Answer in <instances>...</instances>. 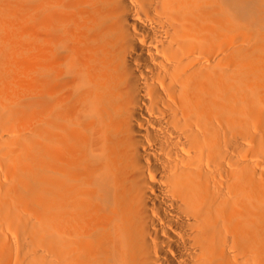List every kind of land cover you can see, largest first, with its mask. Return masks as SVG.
<instances>
[{"label": "bare ground", "instance_id": "1", "mask_svg": "<svg viewBox=\"0 0 264 264\" xmlns=\"http://www.w3.org/2000/svg\"><path fill=\"white\" fill-rule=\"evenodd\" d=\"M0 264H264V0H0Z\"/></svg>", "mask_w": 264, "mask_h": 264}]
</instances>
